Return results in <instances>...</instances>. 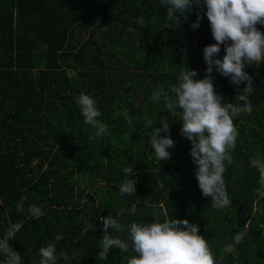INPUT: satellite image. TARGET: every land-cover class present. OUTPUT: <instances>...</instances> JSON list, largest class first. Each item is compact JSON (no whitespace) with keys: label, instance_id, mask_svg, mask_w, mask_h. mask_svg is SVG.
<instances>
[{"label":"trees","instance_id":"16d2710c","mask_svg":"<svg viewBox=\"0 0 264 264\" xmlns=\"http://www.w3.org/2000/svg\"><path fill=\"white\" fill-rule=\"evenodd\" d=\"M197 12L203 19L194 30ZM205 13L193 7L181 27L166 28L161 0H0V238L10 223L24 221L9 241L21 264H39V249L56 235L63 237L55 242L56 264H127L133 253L117 248L107 261L98 258L101 219L110 213L126 227L147 223L151 204L197 224L217 264H264V197L255 191L259 173L249 163L254 154L264 157V119L255 113H264V61L245 68L254 83L253 111L235 120L240 135L224 174L232 205L223 210L213 209L198 187L179 116L167 112L163 99H151L160 84L166 91L175 84L181 70L204 77L203 49L215 43ZM224 55L221 45L215 58ZM212 75L217 93L236 103L245 85L229 83L215 68ZM81 93L95 99L107 134L96 137L97 129L84 123L76 103ZM124 110L131 127L120 115ZM146 115L154 120L152 128L168 117L169 133L161 135L174 141L170 159H156ZM129 166L135 193L121 196L123 169ZM22 196L27 200L20 213L16 204ZM133 203L137 211L129 214ZM29 205L45 215L31 218ZM245 224L244 241L222 253ZM4 260L0 254V264Z\"/></svg>","mask_w":264,"mask_h":264},{"label":"clouds","instance_id":"9594fccd","mask_svg":"<svg viewBox=\"0 0 264 264\" xmlns=\"http://www.w3.org/2000/svg\"><path fill=\"white\" fill-rule=\"evenodd\" d=\"M167 9L166 28L181 27L182 19L187 20L193 7L203 10L209 21L210 30L215 43L203 49V59L206 63L205 75H198L196 70H181L176 77V83L160 84L152 94V101L159 103L163 99L165 109L173 117L179 116L182 122L180 133L191 142L190 156L197 166L195 178L204 197L211 198V206L223 210L232 205L224 174L233 164L231 153L235 150L239 130L235 120L253 111L250 97L253 93V79L245 71L246 67L260 65L264 61V0H161ZM203 16L197 12V20L191 27H199ZM259 25L260 27H257ZM224 45L225 55L222 59L215 58ZM234 85L244 84L234 97V102H226L215 90L213 69ZM86 125L97 129L95 136L107 134L106 123L99 121L101 112L94 98L81 93L76 99ZM179 110V111H178ZM120 115L128 125H133L127 110ZM145 127L151 128L149 136L151 149L158 161L171 158L169 148L174 141L169 133L168 117H160L161 127L152 128L154 120L145 116ZM93 137H90L92 139ZM251 167L257 169L258 184L256 192L264 197V157L252 155L249 157ZM125 179L121 181L119 193L121 196L135 193L137 182L134 168L123 169ZM26 196H22L16 204V211L23 213ZM2 203V201H0ZM152 220L147 223L132 222L127 226L112 214L102 217L103 236L100 239L98 258L107 261L112 248L131 255L127 264H217L208 241L199 234V226L188 219L172 218L162 213V205H150ZM28 214L39 219L45 215L37 205H29ZM129 214H135L137 204L133 203ZM124 209L118 210V216H124ZM23 220L10 223L2 238H0V254L5 260L2 264H21L20 253L10 247L9 241L22 229ZM109 229L118 233L127 232L126 238L109 234ZM247 224L242 231L237 232L231 242L220 249L222 253H230L240 245L247 236ZM63 239L56 235L55 241L39 249L41 257L39 264H56V241Z\"/></svg>","mask_w":264,"mask_h":264},{"label":"rangeland","instance_id":"374dc122","mask_svg":"<svg viewBox=\"0 0 264 264\" xmlns=\"http://www.w3.org/2000/svg\"><path fill=\"white\" fill-rule=\"evenodd\" d=\"M257 115H258V118H259V120H261V119H264V113H259V111H256L255 112ZM241 123H243V122H241ZM244 124V123H243ZM239 127V126H238ZM237 127V128H238ZM247 135V134H246Z\"/></svg>","mask_w":264,"mask_h":264}]
</instances>
